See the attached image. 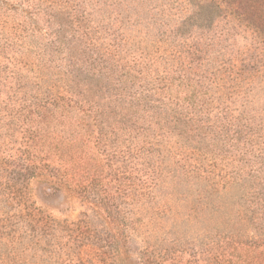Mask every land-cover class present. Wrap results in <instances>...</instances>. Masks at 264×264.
<instances>
[{"label": "rangeland", "instance_id": "obj_1", "mask_svg": "<svg viewBox=\"0 0 264 264\" xmlns=\"http://www.w3.org/2000/svg\"><path fill=\"white\" fill-rule=\"evenodd\" d=\"M0 264H264V0H0Z\"/></svg>", "mask_w": 264, "mask_h": 264}, {"label": "trees", "instance_id": "obj_2", "mask_svg": "<svg viewBox=\"0 0 264 264\" xmlns=\"http://www.w3.org/2000/svg\"><path fill=\"white\" fill-rule=\"evenodd\" d=\"M35 167V166H34ZM47 190H53V191H55V188L53 187V186H47V187H45ZM46 230H48V229H46Z\"/></svg>", "mask_w": 264, "mask_h": 264}]
</instances>
